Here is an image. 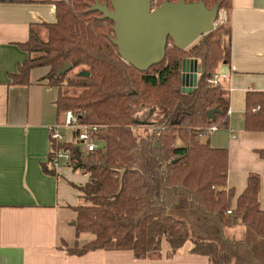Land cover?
<instances>
[{
  "label": "trees",
  "instance_id": "trees-1",
  "mask_svg": "<svg viewBox=\"0 0 264 264\" xmlns=\"http://www.w3.org/2000/svg\"><path fill=\"white\" fill-rule=\"evenodd\" d=\"M165 1L178 0L153 4ZM201 1L208 9L219 4L226 23L186 50L167 47L164 61L143 73L121 60L111 42L113 23L90 11L95 2L109 6V0H48L56 21L40 24L44 36L38 27L31 28L28 41L20 45L28 58L9 76L11 83L29 86L32 70L48 69L41 80L58 89L57 114L63 118L71 111L81 122L100 127L97 150L84 154L70 143L50 144L42 164L45 174L57 176L50 163L55 151L63 149L70 154L71 170L88 175V182L77 188L74 228L76 237L93 238L81 246L63 244L66 255L131 251L136 259H145L166 241L171 256L190 243L192 254L208 257L212 264H264L259 175H248L245 190L234 201L233 189H227V149L213 148L199 135L211 126H227L229 93L224 83L209 86L206 79L228 71L232 33V0ZM184 59L196 60L200 73L190 92L181 90ZM67 63L70 70L57 76ZM63 88L78 93L65 95ZM142 107L161 108L156 125L135 122L133 115ZM215 108V120H207V111ZM133 128H140L141 135ZM244 131L264 135V92L246 93ZM257 154L264 159V150ZM236 226L244 230L238 239L227 235Z\"/></svg>",
  "mask_w": 264,
  "mask_h": 264
},
{
  "label": "crops",
  "instance_id": "crops-1",
  "mask_svg": "<svg viewBox=\"0 0 264 264\" xmlns=\"http://www.w3.org/2000/svg\"><path fill=\"white\" fill-rule=\"evenodd\" d=\"M229 20L231 58L224 87L231 114L214 143L210 134L208 142L228 151L227 189H233L234 201L245 190L248 175H259L264 210V159L257 154L264 150V135L244 131L246 93L264 92V0H232ZM55 21V6L48 0L0 2V264H212L208 257L192 254L190 243L171 256L162 241L160 250L145 259H136L131 251L68 256L61 249L70 241L66 226L61 233L59 227L65 225L66 211L73 212L74 222L77 188L88 182V175L64 163L55 169L57 176L42 170L50 150L47 127L62 120L56 107L58 89L41 80L48 69L32 70L29 86L13 85L9 77L28 58L20 45L28 41L30 29ZM236 101L243 106L236 107ZM235 115L242 128L232 127Z\"/></svg>",
  "mask_w": 264,
  "mask_h": 264
},
{
  "label": "water",
  "instance_id": "water-1",
  "mask_svg": "<svg viewBox=\"0 0 264 264\" xmlns=\"http://www.w3.org/2000/svg\"><path fill=\"white\" fill-rule=\"evenodd\" d=\"M154 0H109L102 5L98 2L90 8L101 14V20L113 23L112 44L117 48L121 60L137 71L147 72L152 66L162 63L170 40L173 47L186 50L199 38L213 30L220 5L205 7L201 0L186 3L178 0L167 1L153 7ZM71 65L67 63L57 76L65 74ZM196 60L184 59L181 63V90L192 91L198 78ZM80 77H88L85 72ZM218 109L206 113L207 120H215ZM74 225V222L72 223Z\"/></svg>",
  "mask_w": 264,
  "mask_h": 264
},
{
  "label": "built area",
  "instance_id": "built-area-1",
  "mask_svg": "<svg viewBox=\"0 0 264 264\" xmlns=\"http://www.w3.org/2000/svg\"><path fill=\"white\" fill-rule=\"evenodd\" d=\"M154 2V1H153ZM155 7H152L154 9ZM227 21V13L223 9H219L217 17L213 23V29H216L224 25ZM172 44L168 43V47H171ZM200 73H198L199 76ZM229 74L225 69H221L217 72L212 73L206 79V83L209 86H218L226 81H228ZM254 111H258L254 110ZM231 110L228 107L226 111V117H229ZM217 126H211L201 130L200 136H207L210 133L217 130ZM100 130V127L93 124L81 122V117L76 115L71 111H67L61 122L55 123L47 127V133L49 137L50 144H63L70 143L79 148L81 153L87 154L97 150L101 143L97 138V134ZM234 137V133L231 135ZM70 154L68 151L63 149H58L55 151L50 166L55 170L61 164H69ZM227 214H231V211H227Z\"/></svg>",
  "mask_w": 264,
  "mask_h": 264
},
{
  "label": "rangeland",
  "instance_id": "rangeland-1",
  "mask_svg": "<svg viewBox=\"0 0 264 264\" xmlns=\"http://www.w3.org/2000/svg\"><path fill=\"white\" fill-rule=\"evenodd\" d=\"M156 6H157L156 4H153V7H156ZM36 30H37V32H39L41 34V36H44V34H45L44 29L38 27ZM169 43L171 44V42H169ZM195 43H197V41ZM73 74H74V72L69 73L68 77H71ZM77 93H78L77 90H71L68 88H63V94H65V95H74ZM236 104H237L236 107H239V106L242 107L243 106L241 101H239V102L236 101ZM236 116H238V115H235V117H233L232 127L234 129H236L237 127L242 128L243 127L242 121L239 117L237 119ZM161 117H162V110H161V108H157V107H142V108L136 110L134 115H133L135 122H137L138 124H150V125H156V123L161 119ZM144 128H148V127H143L141 129L144 130ZM141 129L140 128H133V131L135 132L136 135H141V132H140ZM222 131H223V128H220V130L217 133H212V134L210 133L211 136L210 135H207V136L204 135L203 137H201V141L208 140L209 136H210V143L212 144L218 138V135L222 133ZM223 133H225V132H223ZM178 144H180V142H178ZM73 216H74L73 212L66 211L65 225H63V223H61V225L59 227V233H61L63 226H66L65 229H66L67 234H68V241H70L67 245L72 246L74 244V242L76 241L79 244V246H81L87 242V237L90 235L82 234V235H79L78 237L75 236L74 226L69 225L73 222V221H71ZM68 231H69V233H68ZM243 231L244 230L242 227L236 226L234 228L229 229L227 231V235L229 237H234V238L238 239V238H241L243 236V234H240ZM72 235H74V237H72Z\"/></svg>",
  "mask_w": 264,
  "mask_h": 264
}]
</instances>
